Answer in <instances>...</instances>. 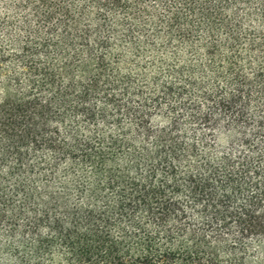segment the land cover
<instances>
[{
  "label": "trees",
  "instance_id": "trees-1",
  "mask_svg": "<svg viewBox=\"0 0 264 264\" xmlns=\"http://www.w3.org/2000/svg\"><path fill=\"white\" fill-rule=\"evenodd\" d=\"M0 251L264 264V0H0Z\"/></svg>",
  "mask_w": 264,
  "mask_h": 264
},
{
  "label": "rangeland",
  "instance_id": "rangeland-1",
  "mask_svg": "<svg viewBox=\"0 0 264 264\" xmlns=\"http://www.w3.org/2000/svg\"><path fill=\"white\" fill-rule=\"evenodd\" d=\"M0 264H14V263L9 261L7 257L0 251Z\"/></svg>",
  "mask_w": 264,
  "mask_h": 264
}]
</instances>
